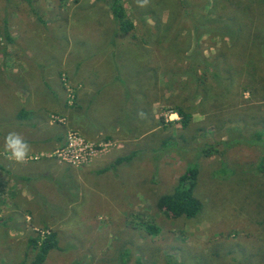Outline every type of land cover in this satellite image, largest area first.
<instances>
[{"label":"rangeland","instance_id":"obj_1","mask_svg":"<svg viewBox=\"0 0 264 264\" xmlns=\"http://www.w3.org/2000/svg\"><path fill=\"white\" fill-rule=\"evenodd\" d=\"M114 1L133 22L126 33L111 22ZM29 2L0 0V162L36 177L8 189L0 169V264H19L24 255L29 264L27 238L47 228L56 231L58 249L43 264H264V154L237 144L224 159L194 157L198 145L225 138L228 126L264 132V86L249 71L252 62L218 50L217 37H194L188 16L204 12L205 1ZM167 22L159 41L155 27ZM194 48L221 65L220 84L207 78L195 97L190 81L173 76L183 65L176 55ZM179 105L192 112L184 129L171 123ZM18 112L27 115L22 123L3 125ZM9 132L32 137L37 149L25 162L8 158ZM165 141L172 145L161 148ZM118 156L128 159L108 166ZM194 162L200 212L165 215L158 196ZM55 178L69 194L56 189Z\"/></svg>","mask_w":264,"mask_h":264},{"label":"trees","instance_id":"obj_2","mask_svg":"<svg viewBox=\"0 0 264 264\" xmlns=\"http://www.w3.org/2000/svg\"><path fill=\"white\" fill-rule=\"evenodd\" d=\"M28 3L29 0H26ZM202 9L204 12H197L193 10L188 16L189 22H192L194 30V37L197 39L202 34L217 37L220 42L219 49L222 52L234 53L238 51L244 55V61L252 62L249 69L251 73L257 71L258 77L264 86V0H204ZM111 13V22L115 25L116 30L121 33H126L133 28V22L125 12V8L120 3L109 5ZM173 11V8H172ZM185 14V13H184ZM174 15L170 16L173 17ZM39 19V16L37 15ZM3 30L6 32L5 40L12 41L7 33V27L3 22ZM169 23L157 24L155 29L158 40L165 37L166 30L169 28ZM168 49H171L167 46ZM176 55L177 59L183 60L182 66H175L176 71L173 76L174 79H184L190 81L194 85L192 96L195 97L199 93L198 86L207 82V78L216 84H220V70L219 62L208 61L195 48L189 52H183ZM116 67V66H115ZM145 76V75H144ZM140 77V76H139ZM141 78V77H140ZM259 79V78H258ZM128 80V79H126ZM169 80V79H168ZM173 80V79H172ZM138 82V79H134ZM121 82H127L125 80ZM137 84V83H136ZM190 98H193L189 96ZM178 119L171 123H177L182 129L189 125L192 112L185 109L181 105L175 106L172 109ZM86 113V112H84ZM86 115L84 114V117ZM124 116L123 118H126ZM225 138L214 140L213 142H204L198 145L194 157L209 156L211 154L221 155V159L225 152L237 144L256 145L260 148L261 154H264V132L261 129L255 128L246 134L240 130L239 125H232L225 128ZM161 148L170 147L171 142L165 141L161 144ZM174 145V144H173ZM182 150L185 146H179ZM185 152V151H184ZM128 159V156L116 157L108 166H113ZM189 159L187 163L190 161ZM109 167H103L105 170ZM263 171L262 167H260ZM219 170L222 173L228 171L227 163L222 160V165ZM198 166L197 163L187 164L184 170L177 176L176 182L169 192L160 194L156 200V206L165 215L177 217L183 216L186 218L195 217L202 208L201 201L194 194V187L196 184ZM14 178L20 180L31 181L36 177L32 176H15ZM49 179V177H47ZM57 186V190L70 192L67 186L62 188L61 180L53 179ZM70 184V182L68 183ZM67 191H66V190ZM47 203V202H46ZM52 204H48L50 208ZM46 209V208H45ZM147 231L155 232L156 228L153 226H146ZM26 245L31 249L33 254L29 264H43L48 253L53 249H58V239L55 230L47 228L42 233H37L35 236H28ZM126 255V252H124ZM26 255L23 256L19 264H24ZM138 262V261H136ZM138 264H141L138 262ZM176 264V263H174Z\"/></svg>","mask_w":264,"mask_h":264},{"label":"crops","instance_id":"obj_3","mask_svg":"<svg viewBox=\"0 0 264 264\" xmlns=\"http://www.w3.org/2000/svg\"><path fill=\"white\" fill-rule=\"evenodd\" d=\"M24 71H22V73H23ZM16 74V73H15ZM29 85V84H28ZM27 85V86H28ZM30 86V85H29ZM122 87V86H121ZM98 91H99V89H95L94 91H93V93H91L87 98H86V102H84V105L86 106V107H82V109H81V112H83V114H85L86 116L84 117V119H82V121L84 122H87L88 123V121H87V119H86V117L89 115V112H88V109H89V107L87 106L89 103H90V101L92 100L91 99V97H93L94 95H96L97 93H98ZM10 96H11V94H10ZM9 112H11V109L9 110ZM84 112H86V113H84ZM4 114H5V112H4ZM76 114V113H75ZM78 114V113H77ZM25 117H27V115H23L21 112H18L16 115H14L13 117H12V119H7V117H1L2 118V123H3V125H6V123L8 122L10 125H17V122L18 123H22V120L25 118ZM79 121H81V120H79ZM82 121L80 122V123H82ZM121 120L120 119H117V120H115V122H117L116 124H118L119 122H120ZM114 122V123H115ZM86 123V124H87ZM33 125H34V123H32ZM9 126V125H8ZM87 126L89 127L90 126V124H87ZM113 127H114V125H113ZM8 133H6V135H7ZM28 140H26L30 145H32L33 143H34V141L32 140V137H26ZM49 140H53L54 139V136L52 135L51 137H49L48 138ZM30 140V141H29ZM36 140V139H35ZM43 142H41L40 144H42ZM35 149H37V148H33V147H31V151H33V150H35ZM3 164L0 162V169L2 170V171H5V173H6V177L8 178V180H10V182H12V183H10V182H8L7 181V186H8V189H14V185H12L13 183L15 184V183H18L19 181H26V180H20V179H17V178H14L15 176H22L23 174H16V173H14L13 171H11V170H8V169H4L3 168ZM4 174V173H3ZM3 174H0V183L3 181V179H2V177H3ZM26 176H29V175H26ZM44 176H46L45 174H44ZM26 182H28V181H26ZM2 187H0V189H1ZM57 189V188H56Z\"/></svg>","mask_w":264,"mask_h":264},{"label":"clouds","instance_id":"obj_4","mask_svg":"<svg viewBox=\"0 0 264 264\" xmlns=\"http://www.w3.org/2000/svg\"><path fill=\"white\" fill-rule=\"evenodd\" d=\"M4 150L9 153V159L25 162L29 158L31 145L17 132H9L4 139Z\"/></svg>","mask_w":264,"mask_h":264},{"label":"built area","instance_id":"obj_5","mask_svg":"<svg viewBox=\"0 0 264 264\" xmlns=\"http://www.w3.org/2000/svg\"><path fill=\"white\" fill-rule=\"evenodd\" d=\"M74 138H75V137H71V138H68V140H69V141H70V140H74ZM66 154H67V152L64 151V150H62V151H58V152L56 153L57 156H61V157H63V155H66Z\"/></svg>","mask_w":264,"mask_h":264}]
</instances>
